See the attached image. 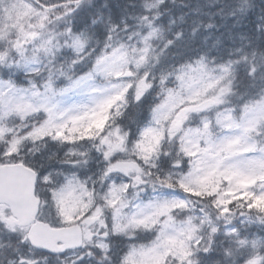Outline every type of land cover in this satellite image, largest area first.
Wrapping results in <instances>:
<instances>
[{
	"label": "snow or ice",
	"instance_id": "6c2138e0",
	"mask_svg": "<svg viewBox=\"0 0 264 264\" xmlns=\"http://www.w3.org/2000/svg\"><path fill=\"white\" fill-rule=\"evenodd\" d=\"M207 7L0 0V264H264V13Z\"/></svg>",
	"mask_w": 264,
	"mask_h": 264
},
{
	"label": "rangeland",
	"instance_id": "374dc122",
	"mask_svg": "<svg viewBox=\"0 0 264 264\" xmlns=\"http://www.w3.org/2000/svg\"><path fill=\"white\" fill-rule=\"evenodd\" d=\"M211 2H212V0H211ZM193 3H194V0H174V2H173V0H169V7L173 10V15L175 17V23L174 24L177 23V20L179 19L180 15L182 13H187V11L190 9V7L192 6ZM199 9H200V12L198 13L199 16H205V15H203V12L209 11V8L205 5H202ZM172 27H174V25ZM173 30H176V29H173ZM237 32H239V31H237ZM237 32H235V33H237ZM164 35H168V32L166 29L164 30ZM99 126L100 125L98 124L97 127H99ZM42 264H43V262H42Z\"/></svg>",
	"mask_w": 264,
	"mask_h": 264
},
{
	"label": "trees",
	"instance_id": "16d2710c",
	"mask_svg": "<svg viewBox=\"0 0 264 264\" xmlns=\"http://www.w3.org/2000/svg\"><path fill=\"white\" fill-rule=\"evenodd\" d=\"M93 2L94 3H96L97 4V6H99V3L100 2H102V0H93ZM107 2L108 3H111V0H107ZM258 8V7H257ZM209 11H215V9H209ZM208 11V12H209ZM205 17V20H209V17H207V16H204ZM219 16H217V17H214V18H212V19H216V18H218ZM194 20H197L196 18L194 19ZM228 24H232L233 23V21L231 20V19H228ZM224 23V21H222L221 19H220V17H219V25H222ZM239 29V28H238ZM226 29L225 28H223V27H219V35H221V33H226ZM225 37H226V35H225Z\"/></svg>",
	"mask_w": 264,
	"mask_h": 264
}]
</instances>
